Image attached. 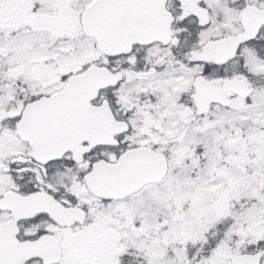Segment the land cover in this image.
<instances>
[{
	"label": "snow or ice",
	"instance_id": "obj_1",
	"mask_svg": "<svg viewBox=\"0 0 264 264\" xmlns=\"http://www.w3.org/2000/svg\"><path fill=\"white\" fill-rule=\"evenodd\" d=\"M0 264H264V0H0Z\"/></svg>",
	"mask_w": 264,
	"mask_h": 264
}]
</instances>
